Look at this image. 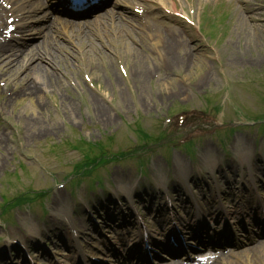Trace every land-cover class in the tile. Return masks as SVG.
<instances>
[{
	"label": "rangeland",
	"instance_id": "374dc122",
	"mask_svg": "<svg viewBox=\"0 0 264 264\" xmlns=\"http://www.w3.org/2000/svg\"><path fill=\"white\" fill-rule=\"evenodd\" d=\"M173 2L176 10L172 12L171 0H142L141 4L149 7L150 15L139 28L129 24L127 32L108 31L104 38L101 37L105 35L89 37L67 33L72 41L70 37H58L51 45V53L58 54L61 62L58 66L51 69L49 63L35 56L31 63L37 61L43 69H30V58L21 61L22 56H18L21 66L7 74L13 84L5 87L4 81H0V133H3L0 135V202L2 196L11 201L18 193L33 195L35 191H46L48 209L44 226L30 231L27 224L35 216L27 208L17 211V227L0 222V238L5 237L0 240V264H71L78 249L95 252L100 234L94 225L107 226L104 218L97 215V223L87 221L92 231L89 229L88 234L78 239L70 236L72 228L64 227L75 220V212H85L94 203L85 190V182L75 188L64 183L63 178L83 154L73 146L102 142L111 152H117L140 145V131L161 134L166 117L181 109L219 110L233 121H239V127L231 139L223 141L221 134H211V127L195 124L191 127L188 121H183L185 130L193 133L201 129L196 135L198 142L192 163L184 150L174 152V156L184 159L183 166L186 161L187 173L176 163L171 149L163 151L156 146L148 155L155 164L149 178L154 181L153 185L145 182L138 193H143L145 199L146 194H152L156 208L161 205L164 208L162 201L169 194L172 211L181 214L185 210L194 212L196 208L207 211V207L217 203L221 207L220 203L226 204L228 199L240 202L249 192L256 193L257 188L258 196L264 194V168L257 165L264 160V0ZM182 28L190 31L184 36ZM252 29H258V34L252 35ZM162 35L164 42L159 39ZM131 50L141 59H133ZM44 69L52 73L49 75ZM4 77L3 74L1 80ZM10 89L17 94H8ZM221 118L220 113L217 121ZM173 121L178 120L174 117ZM246 122L251 124H243ZM247 152L249 155L242 157ZM132 156L107 164L112 182H131L139 177L138 165ZM207 161H214L216 167H209ZM14 171L17 176L13 175ZM78 178L84 180L82 176ZM177 181L185 189L184 194H178L179 201L175 193L171 195ZM101 182L102 178L97 177L96 183ZM158 182L167 184L166 189ZM123 195V191H118L116 197L122 199ZM138 197L131 209L149 217L152 209L148 201L140 202ZM56 198L63 199L62 207L70 213L71 220L60 221L58 217L56 221L57 208L53 206ZM202 200L207 203L200 204ZM191 201L198 206L188 204ZM23 204L24 201L19 202L16 208ZM94 205L114 212L118 209V204L108 203L106 196ZM124 211L121 215H130L128 209ZM4 220L12 224L7 218ZM113 228L106 233L118 240L117 233L123 229L117 223ZM75 229L81 231L78 226ZM15 245H22L29 260ZM236 257L230 258L236 264H264V257L259 253Z\"/></svg>",
	"mask_w": 264,
	"mask_h": 264
},
{
	"label": "bare ground",
	"instance_id": "6f19581e",
	"mask_svg": "<svg viewBox=\"0 0 264 264\" xmlns=\"http://www.w3.org/2000/svg\"><path fill=\"white\" fill-rule=\"evenodd\" d=\"M9 3L13 2V6H11V9H7L6 7H3L2 5L0 6V29H2L3 27L5 28L4 24H5V14H7V11H10L12 13L14 12H18L20 11V7L18 5V1L17 0H7ZM37 6H39L38 2L33 3L32 5H30V9H38ZM174 6V3L173 5ZM88 12H84V14H86ZM125 18L123 14H119V15H112L110 17H107L105 20L100 21L99 23H96L92 26L89 27V33L87 36H92V35H105L101 38L107 37L108 33H104V32H116V31H120V32H127L126 29V21L124 22H118L121 18ZM255 21V18H251ZM250 19V20H251ZM127 20V19H125ZM61 21L67 22L68 20L66 19H61ZM7 22V21H6ZM89 22V21H86ZM85 21H78L74 22L71 21V23H75V24H85ZM243 23V22H241ZM18 27L23 28L21 25H19ZM114 29V30H113ZM120 29V30H119ZM243 30V29H242ZM257 30V31H255ZM252 35H256L258 34V29H252ZM118 33V32H117ZM248 33V32H247ZM41 35H43V38H45L44 42L42 43V45L38 48V51H40L39 53H37V55H34V53L30 54V69H36V70H40L43 69L42 65L36 61V63H31V61L34 59L35 56H37L36 59L39 60H46L49 64H50V68L53 69V66H58L59 63H61L58 59V54L51 53L53 51V49L50 48V45L53 44L52 41L48 42V36H50V32L46 31L43 32ZM1 39L0 40V67L2 68L3 71L6 72H12L15 68H18V66L21 64V62L16 59L15 57L17 55H23L24 52L20 49H15L14 52L10 50V48L8 49L7 46V40L1 35ZM4 51H9L8 53L4 52ZM130 51V50H129ZM128 51V52H129ZM137 54L132 52L131 50V57L135 58V60H138L137 58L141 57H137ZM27 56V55H25ZM133 58V59H134ZM30 69H28L30 71ZM48 72L47 69H44ZM52 73V72H51ZM50 72H48V74H51ZM46 85V84H45ZM44 86V84L42 85ZM58 200V199H57ZM251 251H254L255 253H259L261 256L264 257V244L259 243L257 245L254 246V248H251L248 251H244L245 252V257H249L250 255H252L253 253ZM242 252V253H244ZM238 254L239 256H241V254ZM230 256L229 255H223L222 257L218 258L217 260H214L212 264H236L237 261H231L230 260ZM171 264H181V263H171ZM198 264H203V263H198Z\"/></svg>",
	"mask_w": 264,
	"mask_h": 264
}]
</instances>
